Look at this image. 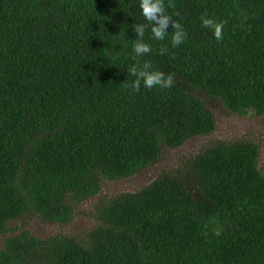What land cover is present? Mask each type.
Returning a JSON list of instances; mask_svg holds the SVG:
<instances>
[{"label":"trees","instance_id":"obj_1","mask_svg":"<svg viewBox=\"0 0 264 264\" xmlns=\"http://www.w3.org/2000/svg\"><path fill=\"white\" fill-rule=\"evenodd\" d=\"M165 7L187 39L173 48L171 35L158 41L146 29L152 52L137 56L139 0H0V264H264V172L252 140L208 144L183 170L98 197L103 184L211 135L208 98L264 117V0ZM204 14L227 21L223 40ZM145 61L174 74L173 86L126 87L127 69ZM97 197L82 235L30 228H66Z\"/></svg>","mask_w":264,"mask_h":264},{"label":"rangeland","instance_id":"obj_2","mask_svg":"<svg viewBox=\"0 0 264 264\" xmlns=\"http://www.w3.org/2000/svg\"><path fill=\"white\" fill-rule=\"evenodd\" d=\"M207 104L214 113L216 120L215 131L206 137L194 138L187 141L176 150H166L160 162L144 171L139 172L132 178L112 181L103 184L99 198H107L117 192H133L150 183L163 169L176 168L183 170L189 158L208 144L218 141L252 140L260 148L259 168L264 172V117L253 115L238 116L226 111L217 101L207 99ZM97 198L90 199L79 204L77 216L73 223L66 227H56L43 224L38 220L30 224L34 235L45 236L53 232H70L82 235L92 227L90 217L91 209L97 204Z\"/></svg>","mask_w":264,"mask_h":264},{"label":"clouds","instance_id":"obj_3","mask_svg":"<svg viewBox=\"0 0 264 264\" xmlns=\"http://www.w3.org/2000/svg\"><path fill=\"white\" fill-rule=\"evenodd\" d=\"M139 8L147 23H135L132 26L135 33L133 48L137 56H145L152 52L151 45L143 39L146 29H150L153 38L158 41H163L168 35H171V46L173 48L185 42L187 32L181 23L173 19V15L167 13L165 0H139ZM201 23L203 27L212 31L218 42L223 40V29L227 21H217L204 14L201 16ZM169 25L173 29L171 34L167 31ZM166 51L167 48H162L161 54ZM127 73L135 77L129 84H125L126 87H130L133 91H140L142 85L147 89L154 87L167 89L174 84V74L155 69L148 61L143 64H133L127 69Z\"/></svg>","mask_w":264,"mask_h":264}]
</instances>
